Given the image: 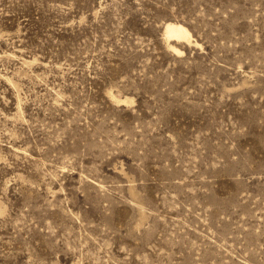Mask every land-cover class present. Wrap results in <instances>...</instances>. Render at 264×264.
I'll use <instances>...</instances> for the list:
<instances>
[{
  "label": "rangeland",
  "instance_id": "rangeland-1",
  "mask_svg": "<svg viewBox=\"0 0 264 264\" xmlns=\"http://www.w3.org/2000/svg\"><path fill=\"white\" fill-rule=\"evenodd\" d=\"M0 264H264V0H0Z\"/></svg>",
  "mask_w": 264,
  "mask_h": 264
},
{
  "label": "bare ground",
  "instance_id": "bare-ground-1",
  "mask_svg": "<svg viewBox=\"0 0 264 264\" xmlns=\"http://www.w3.org/2000/svg\"><path fill=\"white\" fill-rule=\"evenodd\" d=\"M166 32L175 38H185L190 40L191 33L189 29L179 22L168 21L165 23Z\"/></svg>",
  "mask_w": 264,
  "mask_h": 264
}]
</instances>
